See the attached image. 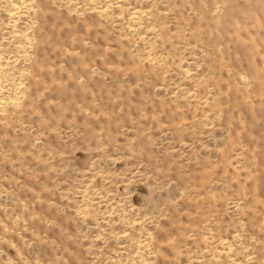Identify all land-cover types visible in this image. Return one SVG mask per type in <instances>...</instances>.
I'll return each instance as SVG.
<instances>
[{
  "label": "rangeland",
  "instance_id": "rangeland-1",
  "mask_svg": "<svg viewBox=\"0 0 264 264\" xmlns=\"http://www.w3.org/2000/svg\"><path fill=\"white\" fill-rule=\"evenodd\" d=\"M0 264H264V0H0Z\"/></svg>",
  "mask_w": 264,
  "mask_h": 264
}]
</instances>
